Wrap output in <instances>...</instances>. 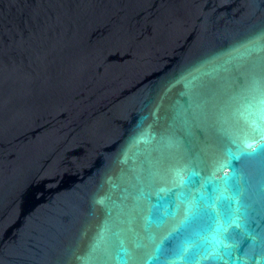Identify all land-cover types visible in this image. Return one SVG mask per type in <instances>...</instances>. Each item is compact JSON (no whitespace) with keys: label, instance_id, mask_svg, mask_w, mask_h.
Wrapping results in <instances>:
<instances>
[{"label":"water","instance_id":"95a60500","mask_svg":"<svg viewBox=\"0 0 264 264\" xmlns=\"http://www.w3.org/2000/svg\"><path fill=\"white\" fill-rule=\"evenodd\" d=\"M0 264H264V0H0Z\"/></svg>","mask_w":264,"mask_h":264}]
</instances>
